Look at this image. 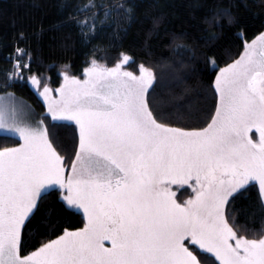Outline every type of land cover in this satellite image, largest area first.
Listing matches in <instances>:
<instances>
[{"label": "snow or ice", "instance_id": "snow-or-ice-1", "mask_svg": "<svg viewBox=\"0 0 264 264\" xmlns=\"http://www.w3.org/2000/svg\"><path fill=\"white\" fill-rule=\"evenodd\" d=\"M134 15L128 0H76L69 21L90 43L100 28ZM222 18L239 26L230 7L207 22ZM239 35L238 59L219 67L208 57L218 69L213 113L199 100L160 101L156 73L144 64L139 74L125 70L134 63L126 53L111 67L91 59L83 79L65 65L53 88L45 72L54 66L34 70L43 61L17 33L5 85L27 84L46 114L13 93L0 96V137L17 142L0 147V264H264V215L253 226L236 215L253 190L264 210V32L250 43ZM73 124L78 138L66 166L54 129ZM174 186L191 187L192 197L178 200ZM53 194L86 223L24 255L25 230ZM50 217L45 211L40 224L51 226Z\"/></svg>", "mask_w": 264, "mask_h": 264}, {"label": "trees", "instance_id": "trees-1", "mask_svg": "<svg viewBox=\"0 0 264 264\" xmlns=\"http://www.w3.org/2000/svg\"><path fill=\"white\" fill-rule=\"evenodd\" d=\"M119 2V0H107ZM135 9L130 23L117 18L100 28L90 43H83L69 21L75 15L76 0H0V94L13 93L22 98L43 117L45 104L24 83L5 85L4 70L10 67L7 59L13 51L17 33L23 32L30 38L35 55L43 65H34L51 78V86L62 82L59 75L65 65L71 74L83 77V70L95 58L109 67L126 53L134 63L125 65L139 73V65L151 67L161 81L156 95L162 102L170 97L181 98L179 102L200 101L201 107L214 113V81L218 69L208 63L213 56L219 67H225L238 59L247 42L264 32V0H128ZM63 4L66 6L62 7ZM231 8L239 26L229 25L226 18L220 26L209 25L208 20L218 9ZM216 33V36H211ZM178 45L186 47L178 48ZM175 77H178L176 79ZM185 89L189 91L185 93ZM206 97V99H204ZM49 123L48 120H45ZM200 119L192 121L200 126ZM184 126V125H174ZM203 126H206L203 125ZM56 137L61 144V154L67 163L74 158V143L78 138L76 126L57 127ZM52 131L50 125V132ZM11 138L0 137V147L16 146ZM190 189L181 190L180 200L191 196ZM191 191V190H190ZM187 193V194H186ZM237 219L253 226L264 215L255 194L241 199L236 205ZM45 211L51 212V226L40 224ZM85 224L80 212L68 211L55 194L45 200L41 214L33 220L22 237V254L35 251L42 243L63 233V229L77 230ZM203 259V258H202Z\"/></svg>", "mask_w": 264, "mask_h": 264}, {"label": "rangeland", "instance_id": "rangeland-1", "mask_svg": "<svg viewBox=\"0 0 264 264\" xmlns=\"http://www.w3.org/2000/svg\"><path fill=\"white\" fill-rule=\"evenodd\" d=\"M251 41H249V43H250ZM65 70V68L64 67H62L61 68V70H60V72H62V71H64ZM69 70V69H68ZM125 70H127V71H131L130 69H128V68H126L125 67ZM70 72V71H69ZM70 74H71V72H70ZM139 74V73H138ZM73 75V74H72ZM218 75V74H217ZM79 78H81V79H83L84 78V76L82 77H79ZM62 83V82H61ZM51 86V85H50ZM60 85H58V86H51V87H53V88H58ZM33 109V108H32ZM36 113V112H35ZM37 114V113H36ZM38 116H40V114H37ZM37 115H31L30 113H29V115H28V117L25 119V120H35L36 118H37ZM41 117V116H40ZM45 123H47L46 121H45ZM55 131H60V129L59 128H55L54 129ZM76 130H77V134H78V129L76 128ZM17 146V145H16ZM12 147H15V146H12ZM65 163H66V166L68 165V163H67V161L65 160ZM187 189H190L189 190V192H191L192 193V195H193V192H192V189H191V187H189V186H184V188H179V187H175L174 186V191H176V194H177V198H178V200H180V193H181V190H187ZM187 194V193H186ZM192 195L191 196H188L187 198L189 199V198H191L192 197ZM186 198V199H187ZM187 199V200H188ZM185 200V199H184ZM183 200V201H184ZM81 213V212H80ZM85 218V217H84ZM85 223H86V218H85ZM106 246H110V242H106Z\"/></svg>", "mask_w": 264, "mask_h": 264}, {"label": "crops", "instance_id": "crops-1", "mask_svg": "<svg viewBox=\"0 0 264 264\" xmlns=\"http://www.w3.org/2000/svg\"><path fill=\"white\" fill-rule=\"evenodd\" d=\"M6 93H2V94H0V96H3V95H5ZM16 96V95H15ZM16 97H18V96H16ZM18 98H20V97H18ZM22 101H24L22 98H20ZM25 102V104L26 105H29L26 101H24ZM31 115H33L32 113H30ZM28 115H29V113H27V114H25V113H21V115H20V119H22V120H25L27 117H28ZM191 195H192V193H191ZM188 199V198H187ZM187 199H182V200H180V201H186Z\"/></svg>", "mask_w": 264, "mask_h": 264}]
</instances>
